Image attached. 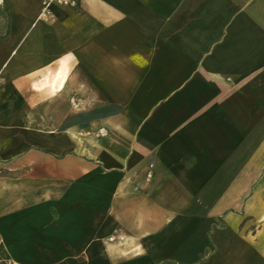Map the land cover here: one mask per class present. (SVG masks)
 Wrapping results in <instances>:
<instances>
[{
    "label": "crops",
    "instance_id": "obj_1",
    "mask_svg": "<svg viewBox=\"0 0 264 264\" xmlns=\"http://www.w3.org/2000/svg\"><path fill=\"white\" fill-rule=\"evenodd\" d=\"M44 1H0L7 254L264 264V0Z\"/></svg>",
    "mask_w": 264,
    "mask_h": 264
},
{
    "label": "built area",
    "instance_id": "obj_2",
    "mask_svg": "<svg viewBox=\"0 0 264 264\" xmlns=\"http://www.w3.org/2000/svg\"><path fill=\"white\" fill-rule=\"evenodd\" d=\"M59 5L63 7H74L76 5V0H45L41 10V17L46 18L49 16V8L51 5ZM101 136L105 135V131L101 129L98 133ZM152 165L149 166L147 177H152Z\"/></svg>",
    "mask_w": 264,
    "mask_h": 264
},
{
    "label": "rangeland",
    "instance_id": "obj_3",
    "mask_svg": "<svg viewBox=\"0 0 264 264\" xmlns=\"http://www.w3.org/2000/svg\"><path fill=\"white\" fill-rule=\"evenodd\" d=\"M100 130L101 129H99L96 133H94V136H93L94 138L95 137L96 138L103 137V136H101V135L98 134ZM9 244H8V241H5L4 239H0V264H18L15 261L16 260L15 259L16 257H13V256L11 257V255H8L7 254L9 252L8 249H10L9 246L11 245V244L10 245Z\"/></svg>",
    "mask_w": 264,
    "mask_h": 264
},
{
    "label": "bare ground",
    "instance_id": "obj_4",
    "mask_svg": "<svg viewBox=\"0 0 264 264\" xmlns=\"http://www.w3.org/2000/svg\"><path fill=\"white\" fill-rule=\"evenodd\" d=\"M1 1V0H0Z\"/></svg>",
    "mask_w": 264,
    "mask_h": 264
}]
</instances>
